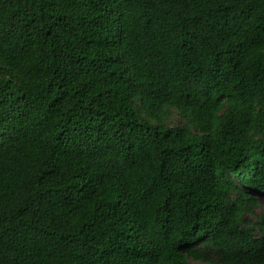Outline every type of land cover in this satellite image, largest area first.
I'll use <instances>...</instances> for the list:
<instances>
[{
	"label": "trees",
	"instance_id": "1",
	"mask_svg": "<svg viewBox=\"0 0 264 264\" xmlns=\"http://www.w3.org/2000/svg\"><path fill=\"white\" fill-rule=\"evenodd\" d=\"M261 197L264 0H0V264H264Z\"/></svg>",
	"mask_w": 264,
	"mask_h": 264
},
{
	"label": "rangeland",
	"instance_id": "2",
	"mask_svg": "<svg viewBox=\"0 0 264 264\" xmlns=\"http://www.w3.org/2000/svg\"><path fill=\"white\" fill-rule=\"evenodd\" d=\"M171 125H180L181 124V121H180V118L177 116V115H174L171 122H170ZM260 206L257 208L256 212L257 214H264V197H261L260 198ZM191 262L193 263H200V264H204V263H201V262H195L194 260H190Z\"/></svg>",
	"mask_w": 264,
	"mask_h": 264
}]
</instances>
